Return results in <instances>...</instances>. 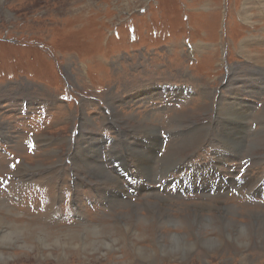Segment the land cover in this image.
Listing matches in <instances>:
<instances>
[{
    "label": "rangeland",
    "instance_id": "rangeland-1",
    "mask_svg": "<svg viewBox=\"0 0 264 264\" xmlns=\"http://www.w3.org/2000/svg\"><path fill=\"white\" fill-rule=\"evenodd\" d=\"M122 128L137 136L118 140ZM235 132L260 155L251 164L240 153L237 174L244 164L245 173L262 174L264 0H0L2 264H264V220L256 213L264 211V184L251 199L229 197L205 172L216 173L212 156L223 161L221 141L236 149ZM114 142L126 160L135 149L155 150L152 176L131 160L152 180L135 172L132 186L124 177L130 190L117 199L108 182L99 186L112 178L87 165L106 171L99 147ZM165 155L179 159L178 168ZM188 156L202 172L195 168L182 188ZM166 171L172 176L161 178ZM205 204L217 211L200 218L213 217L215 229L191 228L192 211ZM172 216L184 226L172 225ZM20 224L64 236L68 247L25 251L32 236L4 239Z\"/></svg>",
    "mask_w": 264,
    "mask_h": 264
},
{
    "label": "flooded vegetation",
    "instance_id": "flooded-vegetation-1",
    "mask_svg": "<svg viewBox=\"0 0 264 264\" xmlns=\"http://www.w3.org/2000/svg\"><path fill=\"white\" fill-rule=\"evenodd\" d=\"M77 131H79V128H78ZM252 133L253 132L251 131L250 134H252ZM131 134H132V136H131ZM118 135L120 136V138L118 140H123V142H125L131 137H136L137 133L136 132H131V131H126V130H124L122 128L121 133L118 134ZM248 139H249V136L246 138L247 145L252 146V143L249 142ZM166 141H168V140H166ZM221 143L222 144H220V146H217V147L221 148L220 149L222 151L221 155L223 156V158H221V160H223V161L219 162L220 159H218L219 158L218 156H212V159L209 160L210 168L214 169L216 171V173L215 174L212 173V172L210 173L211 170L210 169L208 170V168H205V172H208L209 175H212L214 177V185L212 184L211 186L214 189H217L219 191L226 190V194H229V197L230 196H233V197L237 196L239 198H241V197L242 198H247V199L253 198L252 195H253V193H255L254 190H257V188H259V185L261 186V185L264 184V169L262 170V174H261V171H260V173L251 174V172L249 170L245 173V171L247 169V165L244 164L242 167H240V172H238V174H237V168H238V166H241V164L245 160V157H240V153L238 152V149H233V147H231V145H226L222 141H221ZM115 144H116V142L113 144L114 146L111 145V147H109L108 149L104 148L103 146H100L99 147L98 159H101V161H104L107 164V168L108 169L112 168V170H113L112 171V175L113 176L119 177V182L121 183L120 186H121L122 190L119 189V188H116L115 179H112L110 181L101 182L100 185H99L101 187V190H106L107 189L106 185H105L106 182L109 183L108 185H112V188H110V189L112 191H114L115 199H117L118 195H120V196L122 195L121 191L125 190V191L128 192L130 190V188L128 189L126 187V184L124 182V177H127V181H129V183H131L130 185H132V186L139 182V180H136L137 173H138V175L140 177H142V179H150V180H152V178L147 176L146 174H144L139 166L136 168L131 163V160L124 159L123 157H126V155H125V153L123 151L116 152V145ZM211 148H213V146ZM236 148H238V147H236ZM123 149L125 150L124 147H123ZM224 149H227V151L224 150ZM114 153H119L121 155L117 156V157H114ZM245 153H247L248 159L250 158V160L252 162L251 164H255V163H253V161L257 163L260 160V157H259L260 155H258L256 158H254L255 154H252L250 150L249 151L247 150ZM133 154H136V153H134V152L131 153V158L138 157V155L133 156ZM121 156H123V157H121ZM231 158H233V161L231 160ZM173 160H174V162H173ZM173 160H172V163H173L172 164V166H173L172 169H174V168L176 169V168H178V167H176V165L177 166L179 165V164H177V162H179V159L175 158ZM128 162L131 163V165H132L131 167L133 168V170H130L129 168H127V170L123 169V167H125ZM184 162L190 163V165H188V168L190 169V171L189 170H183V169H185V167H187V165L182 167L183 168L182 172H180V176L182 175V178L180 176H178V179H180L179 183L181 184L182 188L184 186L185 181L191 182L189 179H187L188 176H190L192 173L195 176L198 174V173H196L194 171L195 168H197V171L202 172L201 168H200L201 164H199L196 161L192 162L190 160L189 156L184 159ZM222 169H224V170L222 171ZM219 170L222 172V175H219V173H220ZM123 172H127L126 175H124ZM135 172H137V173L134 174ZM164 174L165 175L161 176V178L172 176L171 172L167 173V171H166V172H164ZM158 175H159V173H157V176ZM173 175L175 177L177 176L175 174H173ZM158 178L159 177L156 178V181L159 180ZM134 179H135V181H133ZM215 181L217 182L216 184H215ZM248 181L253 182V184H254V189L251 192H249V190H247L246 188H244L243 192H242V191H240V189L238 187H235V188L233 187V186H237L235 183H237V184L238 183L239 184L240 183H246L247 184ZM193 183H195L194 180H193ZM210 184L211 183H209V185ZM188 185L189 184L186 183L185 187L188 188L189 187ZM94 187H95V190H97V188H96L97 186H94ZM260 189L263 190L261 187H260ZM211 190H212V192L214 191L213 189H211ZM229 191L232 192L233 195H231L229 193ZM263 192H264V190H263ZM219 194L221 196H223L222 193H219ZM208 195H211V194H208ZM227 196L228 195H224V197H227ZM257 196L259 197V194H255L256 199H259ZM104 198H105V196H104ZM206 199L208 200V198H205V200ZM218 199L219 198H217L216 200H218ZM216 200H214V201H216ZM115 201H119V200H115ZM121 201L123 203L126 202L124 200H121ZM200 201H204V200H200ZM250 203L259 204V201H251Z\"/></svg>",
    "mask_w": 264,
    "mask_h": 264
},
{
    "label": "bare ground",
    "instance_id": "bare-ground-1",
    "mask_svg": "<svg viewBox=\"0 0 264 264\" xmlns=\"http://www.w3.org/2000/svg\"><path fill=\"white\" fill-rule=\"evenodd\" d=\"M94 67V66H93ZM261 88V87H260ZM262 89H263V87H262ZM241 90V89H240ZM258 92V91H257ZM236 98V97H235ZM236 101V100H235ZM233 104V103H232ZM232 106V105H231ZM114 109V108H113ZM234 109V108H233ZM230 111V110H229ZM241 115H243L242 113H241ZM132 116V115H131ZM242 118H243V116H241ZM245 118V117H244ZM195 123V122H194ZM232 125V124H231ZM138 128V127H137ZM151 128V131H153V129H152V127H150ZM145 129H147V128H145ZM235 129V128H234ZM150 130V129H149ZM236 132L233 134V136L235 137V145H234V143H232L234 146H235V148L236 147H238V148H236V149H238V152L239 153H244L245 151H247L248 150V148L247 147H245V146H247V142H246V138H245V135H243L242 134V132L241 133H238V135L236 136ZM79 135V134H78ZM156 135V134H155ZM154 136V135H153ZM247 136V135H246ZM197 137V136H196ZM226 139V138H225ZM228 142H229V140H228ZM79 143V142H78ZM96 143V142H95ZM115 143V142H114ZM254 143V142H253ZM259 143V142H258ZM258 143H257V145H258ZM263 143V142H262ZM261 143V144H262ZM231 144V143H230ZM254 145V144H253ZM114 146V145H113ZM155 146H156V144H155ZM182 146V145H181ZM180 146V147H181ZM185 146V145H184ZM262 146V145H261ZM189 147V146H188ZM131 149V148H130ZM178 149V148H177ZM181 150H182V148H180ZM178 152V151H177ZM134 153H136L137 155H138V157H136V158H138V162H139V165L140 166H142V167H144L145 168V170L147 171V174H149V176H152L153 174H154V172H155V157H154V155H155V150H153V149H151L150 148V150H148V151H145L144 149H135V152ZM176 153V152H175ZM222 156V155H221ZM175 157V156H174ZM225 157V156H224ZM260 157V156H259ZM124 158V157H123ZM165 158H166V160H167V162H168V164H169V167H171L172 166V160H173V157L172 158H169V156H166L165 155ZM223 158V157H222ZM145 160H147V162L149 163V161L150 162H152V165L151 166H146V165H144L145 164ZM164 160V159H163ZM90 161V160H89ZM177 161V160H176ZM175 161V162H176ZM173 162H174V160H173ZM88 165V169L90 170V168L92 169V171H96L97 173L99 172V173H101V174H103V176H107V177H111L112 179H116L115 181H117L118 182V186L121 184L120 182H119V178L117 177V176H113L111 173L109 174L108 173V169H106V171L103 169V168H101L100 166H96L95 164H93L92 165V163L90 164V163H88L87 164ZM90 165V166H89ZM147 165H149V164H147ZM165 165V164H164ZM167 165V164H166ZM130 166H131V163H129V168H130ZM167 168V167H166ZM154 171V172H153ZM98 173V174H99ZM97 177V176H96ZM118 186H117V188H118ZM262 189H264V186L262 187ZM147 190V189H146ZM114 193V191L112 192V194ZM168 199L166 198L164 201H167ZM139 205V204H138ZM155 206L157 207V211L159 212L160 211V206L159 205H156L155 204ZM206 206V207H205ZM204 209H200V210H194V211H192L194 214H193V218H192V221H190L189 220V223H190V227L191 228H193V227H200L202 230H203V227H206V225L207 224H210V225H212L215 221H214V218L213 217H206V218H200V215H204V211H206V212H214V211H217V209L215 210L213 207H209V206H207L206 204L205 205H203L202 206ZM229 207H231V205H228V204H225L224 205V207L222 208V210H228V209H231V208H229ZM234 208L235 209H238V207H235L234 206ZM151 209V208H150ZM170 209V208H169ZM169 209H165L166 211H167V214L166 215H171V212L169 211ZM195 209V208H194ZM202 210H204L203 212H202ZM212 210H214V211H212ZM155 213V212H154ZM256 213L258 214L257 216L259 217V218H261L262 220H264V211H259V210H257L256 211ZM160 214H161V212H160ZM253 214V216H254V214H255V210L254 211H252L251 212V215ZM255 216H256V214H255ZM186 218V217H185ZM184 218V219H185ZM218 219H221V220H223L221 223H220V227H222V226H224L225 224H226V220L223 218V216H217V220ZM141 220V219H140ZM220 222V221H219ZM170 223L172 224V225H174V224H177L178 226H181V227H183L184 226V223H185V221H181V220H179V219H177V218H175L174 216H172L171 217V221H170ZM216 223H218V222H216ZM161 224V223H160ZM255 223L254 222H251L250 224H248V223H244V224H239V226L240 227H242V228H245V229H249V228H251L253 225H254ZM263 225V224H262ZM161 226V225H160ZM186 226V225H185ZM213 226V225H212ZM248 226H249V228H248ZM255 226V225H254ZM257 226H260V224L258 223V225H256V227ZM197 229V228H196ZM213 229H215V227L213 226ZM212 229V230H213ZM199 231V230H198ZM249 231V230H248ZM7 232L9 233V232H12V231H8L7 230ZM1 233V232H0ZM175 233V232H174ZM163 236H164V234L163 233H161ZM196 234V233H195ZM243 234H245V233H243ZM74 235V234H73ZM81 235V234H80ZM208 235V234H207ZM158 236V235H157ZM181 235H180V233H178V232H176L175 234H173L172 235V237H173V239L175 238V240H177V239H180L181 240V238L182 237H180ZM206 236V235H205ZM244 236H246V235H244ZM204 237V236H203ZM177 238V239H176ZM200 238V237H199ZM206 238V239H205ZM198 239V238H197ZM203 241H206V242H210L211 240H210V237L208 238V237H204V238H201ZM179 240V241H180ZM178 241V240H177ZM197 241V240H196ZM95 242V241H94ZM108 245V244H107ZM195 245V244H194ZM110 246V245H109ZM164 246V245H163ZM180 246V245H179ZM161 247V246H160ZM165 248V247H164ZM139 249L141 250V251H145L146 249H147V247H139ZM163 250H165V249H163ZM146 252V251H145ZM140 253V252H139Z\"/></svg>",
    "mask_w": 264,
    "mask_h": 264
},
{
    "label": "clouds",
    "instance_id": "clouds-1",
    "mask_svg": "<svg viewBox=\"0 0 264 264\" xmlns=\"http://www.w3.org/2000/svg\"><path fill=\"white\" fill-rule=\"evenodd\" d=\"M32 236L34 238V243H25L22 245L25 251L31 252L33 249L39 245L45 249H63L68 247L66 242V237L61 235H52L48 229L39 225H28L20 224L15 226V230L8 233L4 239L6 241H12L14 239L24 238L25 235ZM175 242V238H174ZM2 264V262H0Z\"/></svg>",
    "mask_w": 264,
    "mask_h": 264
},
{
    "label": "crops",
    "instance_id": "crops-1",
    "mask_svg": "<svg viewBox=\"0 0 264 264\" xmlns=\"http://www.w3.org/2000/svg\"><path fill=\"white\" fill-rule=\"evenodd\" d=\"M124 148H125V150H130V148H132V146L128 145V147L125 146ZM132 152H133V151H132ZM132 152H131V153H132ZM130 160H132V158H130Z\"/></svg>",
    "mask_w": 264,
    "mask_h": 264
}]
</instances>
